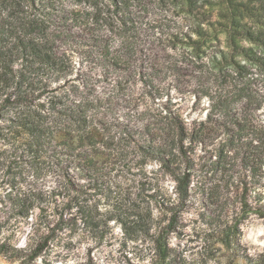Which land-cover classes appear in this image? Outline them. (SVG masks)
Here are the masks:
<instances>
[{
	"label": "rangeland",
	"instance_id": "rangeland-1",
	"mask_svg": "<svg viewBox=\"0 0 264 264\" xmlns=\"http://www.w3.org/2000/svg\"><path fill=\"white\" fill-rule=\"evenodd\" d=\"M228 1L134 0V14L125 29L118 21L115 24L138 48L140 60H152L155 69L138 68L129 77V69L110 66L90 45L89 34L82 32L85 22L90 26L85 6L65 0L82 17L70 31L66 28L67 40L61 36L55 41L69 73L51 84L56 90L49 95L57 108L87 103V112L106 125L109 139L104 148L97 147L101 155L95 164L81 171L63 157L48 154L0 162V239L36 252L29 264H264V219L250 215L240 220L239 159L224 152L222 162H216L225 139L224 124L240 122L251 132L264 123V101L260 107L256 103L261 98L255 93L254 68L237 80L247 85L248 98L232 97L221 119L225 98L221 88L225 78L226 83L232 81L225 75L232 68H213L209 61L228 50L227 28L219 24L221 12L230 7ZM233 4L237 12L255 14L264 22V0ZM195 19L210 34L201 46L204 59L184 60L173 70L159 66L154 57L168 44L166 34L179 26L186 31L185 24ZM258 28L264 34V27ZM169 111L178 112L187 127L199 133L197 139L185 140L189 196L175 224L170 213L163 218L158 203L166 199L177 203L175 183L138 149L142 125ZM38 191L53 192L44 211L34 208L28 219H18L11 212L13 199ZM248 202L253 205L252 199ZM148 209L151 220L146 217ZM136 216L142 225L144 221L150 225L148 231L131 226ZM120 220L128 223L129 231ZM0 264L12 263L0 258Z\"/></svg>",
	"mask_w": 264,
	"mask_h": 264
},
{
	"label": "trees",
	"instance_id": "trees-1",
	"mask_svg": "<svg viewBox=\"0 0 264 264\" xmlns=\"http://www.w3.org/2000/svg\"><path fill=\"white\" fill-rule=\"evenodd\" d=\"M71 1V5L85 6L84 16L90 21V26L85 22L82 32L89 34L90 45L107 64L114 67L124 65L129 69V77L134 76L138 68L155 69L152 60L148 63L140 60L138 48L125 38L126 31L115 24L118 21L125 29L134 14V0ZM226 3H230V7L221 10L219 24L227 28L228 50L220 52V59L213 56L209 61L213 68L221 65L232 68L231 72L225 73L232 81L226 83L224 77L221 83L225 86L221 88L225 90L221 119L226 116L232 97L248 98L247 85L237 83L245 70L255 69L257 76L254 80L258 82L255 93L261 98L256 102L258 107L264 101V34L263 29L258 28L259 25L264 27V22L261 24L260 17L255 14L237 12L233 0ZM67 5L70 4H66L65 0H0L1 163L25 155L38 158L48 154L63 157L68 164L81 171L95 164L101 155L97 149L104 148L109 139L106 125L100 118L87 112V103L73 102L57 108L53 96L49 95L56 90L51 88V84L65 80L69 73L64 55L58 53L55 41L61 36L67 40V30L70 31L78 17H82ZM199 21L195 19L192 23H186V31L179 26L166 34L165 42L173 45L160 47L154 57L159 66L173 70L177 63L184 60L198 63L204 59L201 46L210 34L200 26ZM114 26L118 27L116 32ZM177 44L181 48L177 49ZM188 48L191 51L186 55ZM186 123L178 112L169 111L156 120L147 121L139 132L138 149L156 161L175 183L177 203L169 199L158 202L163 218L170 213L174 224L189 196L190 176L188 169L183 167L188 152L185 140L199 137L195 128L190 130ZM202 125L199 123V126ZM223 129L225 139L218 149L216 162H222L224 152L231 159H239L243 170L242 176L236 179V187L241 186L242 189L239 196L240 220L250 215L264 219V123L256 124L251 132L240 122H228ZM110 139L113 140L112 137ZM52 193L38 191L17 196L13 199L11 212L20 220L28 219L34 208L44 211ZM248 199H252L253 205L249 204ZM146 217L152 219L151 210H147ZM136 218L131 226L139 231H142V227L146 231L150 229V225L144 224L145 221L142 225L139 216ZM120 222L124 231L130 230L126 221ZM228 236L229 233L226 238ZM35 257L33 250L28 251L11 244L8 239H0V258L7 262L29 264Z\"/></svg>",
	"mask_w": 264,
	"mask_h": 264
}]
</instances>
